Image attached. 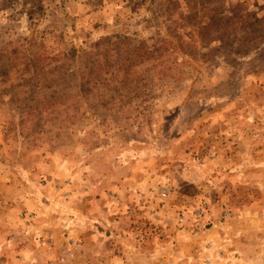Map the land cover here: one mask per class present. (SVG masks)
I'll list each match as a JSON object with an SVG mask.
<instances>
[{
    "label": "rangeland",
    "instance_id": "obj_1",
    "mask_svg": "<svg viewBox=\"0 0 264 264\" xmlns=\"http://www.w3.org/2000/svg\"><path fill=\"white\" fill-rule=\"evenodd\" d=\"M68 239L264 264V0H0V264Z\"/></svg>",
    "mask_w": 264,
    "mask_h": 264
},
{
    "label": "built area",
    "instance_id": "obj_2",
    "mask_svg": "<svg viewBox=\"0 0 264 264\" xmlns=\"http://www.w3.org/2000/svg\"><path fill=\"white\" fill-rule=\"evenodd\" d=\"M207 207V203L203 202L201 206L197 208L198 212H202V209ZM223 215L228 217L230 212L228 211V207L225 204L223 207ZM185 216L181 218L184 219ZM42 243L47 244L50 249H54L57 246V243L54 238H48L42 241ZM81 242L76 239H68L62 241L58 246V254L56 255V259L52 264H79L77 262L78 255L81 248ZM83 264H90V263H83ZM98 264H113L108 262H100Z\"/></svg>",
    "mask_w": 264,
    "mask_h": 264
},
{
    "label": "trees",
    "instance_id": "obj_3",
    "mask_svg": "<svg viewBox=\"0 0 264 264\" xmlns=\"http://www.w3.org/2000/svg\"><path fill=\"white\" fill-rule=\"evenodd\" d=\"M104 44H107V45H110L111 44V39L109 37L107 38H100L99 40H97L95 43H92V46L96 49H98V47H100L101 45H104ZM96 49H95V52H91V59L88 61V63L86 64V67H83V72H84V69L86 71V73H88V75H96L98 72H97V69L99 67V61H98V58H97V52H96ZM94 50V49H93ZM86 52V51H83V53ZM70 58H73L72 54L70 55ZM73 72V71H71ZM93 75V77H94Z\"/></svg>",
    "mask_w": 264,
    "mask_h": 264
},
{
    "label": "crops",
    "instance_id": "obj_4",
    "mask_svg": "<svg viewBox=\"0 0 264 264\" xmlns=\"http://www.w3.org/2000/svg\"><path fill=\"white\" fill-rule=\"evenodd\" d=\"M111 252H112V254H114V252H115V251H114V250H112Z\"/></svg>",
    "mask_w": 264,
    "mask_h": 264
}]
</instances>
